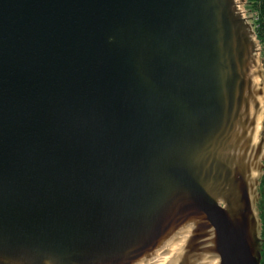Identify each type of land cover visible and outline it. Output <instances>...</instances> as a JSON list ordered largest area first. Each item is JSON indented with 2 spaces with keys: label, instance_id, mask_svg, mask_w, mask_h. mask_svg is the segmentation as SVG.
Wrapping results in <instances>:
<instances>
[{
  "label": "water",
  "instance_id": "95a60500",
  "mask_svg": "<svg viewBox=\"0 0 264 264\" xmlns=\"http://www.w3.org/2000/svg\"><path fill=\"white\" fill-rule=\"evenodd\" d=\"M242 1L0 0V264H260Z\"/></svg>",
  "mask_w": 264,
  "mask_h": 264
},
{
  "label": "trees",
  "instance_id": "16d2710c",
  "mask_svg": "<svg viewBox=\"0 0 264 264\" xmlns=\"http://www.w3.org/2000/svg\"><path fill=\"white\" fill-rule=\"evenodd\" d=\"M247 5L253 14V30L256 35V40L262 47L264 53V0H248ZM259 199L256 205L258 217L261 223V239L263 245L261 249L260 264H264V161H263V175L259 181Z\"/></svg>",
  "mask_w": 264,
  "mask_h": 264
},
{
  "label": "rangeland",
  "instance_id": "374dc122",
  "mask_svg": "<svg viewBox=\"0 0 264 264\" xmlns=\"http://www.w3.org/2000/svg\"><path fill=\"white\" fill-rule=\"evenodd\" d=\"M247 1L248 0H243L241 2V5H240V9L241 11L243 12L244 14V17L247 19L248 23L251 24L253 26V14L252 12L250 11L251 8H249V6L247 5ZM261 48V51L259 53V59L261 61V70L263 72V75H264V53H263V50H262V47L260 46ZM263 112H264V102H263ZM260 183V182H259ZM259 188V187H258ZM257 192L259 194V191L257 189Z\"/></svg>",
  "mask_w": 264,
  "mask_h": 264
}]
</instances>
